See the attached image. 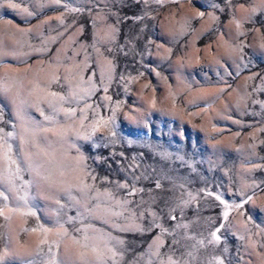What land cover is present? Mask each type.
I'll return each instance as SVG.
<instances>
[{"label":"rangeland","instance_id":"obj_1","mask_svg":"<svg viewBox=\"0 0 264 264\" xmlns=\"http://www.w3.org/2000/svg\"><path fill=\"white\" fill-rule=\"evenodd\" d=\"M0 264H264V0H0Z\"/></svg>","mask_w":264,"mask_h":264},{"label":"snow or ice","instance_id":"obj_2","mask_svg":"<svg viewBox=\"0 0 264 264\" xmlns=\"http://www.w3.org/2000/svg\"><path fill=\"white\" fill-rule=\"evenodd\" d=\"M69 115L71 116V115H72V113H69ZM137 179H139V177H137ZM156 187H157V188H159V187H160L159 183H157V184H156ZM135 191H136L135 189H132V194H134V193H135ZM68 222H69V223H72L71 219H70ZM77 231H79V229H77Z\"/></svg>","mask_w":264,"mask_h":264}]
</instances>
